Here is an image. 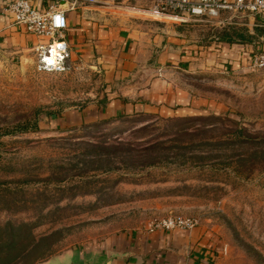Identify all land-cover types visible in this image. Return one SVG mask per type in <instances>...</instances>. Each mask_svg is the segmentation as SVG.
<instances>
[{"label":"rangeland","instance_id":"obj_1","mask_svg":"<svg viewBox=\"0 0 264 264\" xmlns=\"http://www.w3.org/2000/svg\"><path fill=\"white\" fill-rule=\"evenodd\" d=\"M214 20L184 22L204 45ZM167 69L170 84L201 99L196 113H138L61 130L51 117L110 93L104 69L72 58L49 72L35 50L0 46V256H15L8 264H42L175 214L196 217L217 237L220 264H264V69ZM237 128L248 143L232 136ZM176 137L228 146L136 154ZM99 146L113 153L97 156Z\"/></svg>","mask_w":264,"mask_h":264},{"label":"crops","instance_id":"obj_2","mask_svg":"<svg viewBox=\"0 0 264 264\" xmlns=\"http://www.w3.org/2000/svg\"><path fill=\"white\" fill-rule=\"evenodd\" d=\"M12 0H0V46L35 50L46 43L14 22L7 9ZM38 10L66 9L64 39L68 59L88 60L104 69L110 91L108 102L96 101L51 117L52 126L67 130L110 117L155 112L161 115L194 114L201 99L191 90L170 84L167 68L193 72L249 73L255 53L264 50V14L224 12L210 23L207 45L188 32V23L127 15L110 5L86 0H28ZM217 237L202 225L191 229L132 228L114 232L92 246L71 249L78 260L92 264H220L223 250ZM62 256V257H63Z\"/></svg>","mask_w":264,"mask_h":264},{"label":"built area","instance_id":"obj_3","mask_svg":"<svg viewBox=\"0 0 264 264\" xmlns=\"http://www.w3.org/2000/svg\"><path fill=\"white\" fill-rule=\"evenodd\" d=\"M70 9L76 6V2ZM97 5H111L123 11H131L154 17L184 22L189 19L206 18L218 19L224 12L230 14H264V0H86ZM7 9L13 14L14 22L22 25L26 30L46 43L37 45L39 62L42 68L49 72L63 71L69 57V45L64 39L67 26L66 9L61 7L49 8L41 11L35 9L28 0H12ZM250 70L264 69V50L252 58ZM199 224L193 216L181 214L169 215L156 219L148 224L146 229H191Z\"/></svg>","mask_w":264,"mask_h":264},{"label":"trees","instance_id":"obj_4","mask_svg":"<svg viewBox=\"0 0 264 264\" xmlns=\"http://www.w3.org/2000/svg\"><path fill=\"white\" fill-rule=\"evenodd\" d=\"M254 15H258V14H254ZM204 43H205L204 45L208 44L207 41H205ZM107 102H108V94L107 93L102 98H99L98 100H96V103L98 104L99 107H101V106L104 107ZM49 115L50 114L48 113V116ZM194 116H207V115H194ZM110 118H115V117H110ZM38 124H39V120L37 121V119H35L33 124H32L33 128H37ZM183 133L185 135L192 136L194 134H197L198 131H185ZM244 135L245 134L242 132L241 128H237L235 131H233V134H232V136L241 140L242 144H246V143H248V141L244 139L245 138ZM172 142L173 143H171V144L163 145L160 142L156 141V142L150 143V144H148L142 148H139V150H136V154L138 156H144V153L147 154V152H148V153L154 154L153 156L158 158V154L161 150L164 153H166L167 156L173 157L180 152L187 154L188 151H190V149L191 150L205 151L204 149H207V148H221V147H224L227 145V144H223L224 141H222V139L221 140L219 139L218 141H216L217 143H210V142H208V139L204 138V137L200 138L198 140L189 139L188 141H182L176 137V138H174V140H172ZM118 144H121V143L119 142ZM252 144H256V142H252ZM261 145L264 146V144H261ZM99 148L100 149L96 151L97 156H103V155H105V153H109V154L113 153V151L108 152V151H106L107 149L104 150V147H102V146H99ZM107 148L113 149V148H115V146H112V147L109 146ZM130 149H132V148H130ZM129 151H130V153H132V150H129ZM126 152H128V151H124V153H126ZM14 258H15V256H13V255H11V256L7 255V254L2 255V256H0V264H8Z\"/></svg>","mask_w":264,"mask_h":264},{"label":"water","instance_id":"obj_5","mask_svg":"<svg viewBox=\"0 0 264 264\" xmlns=\"http://www.w3.org/2000/svg\"><path fill=\"white\" fill-rule=\"evenodd\" d=\"M42 264H92L90 259L78 260L73 253H69L63 257H58L55 260L48 261Z\"/></svg>","mask_w":264,"mask_h":264}]
</instances>
